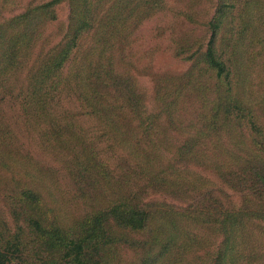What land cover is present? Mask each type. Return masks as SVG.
<instances>
[{
    "label": "trees",
    "instance_id": "trees-1",
    "mask_svg": "<svg viewBox=\"0 0 264 264\" xmlns=\"http://www.w3.org/2000/svg\"><path fill=\"white\" fill-rule=\"evenodd\" d=\"M60 1L0 19V89L7 91L17 71V29L27 47L42 21L56 20L47 7ZM63 1L65 43L25 99L47 101L65 89L93 121L92 141L72 123L48 129L58 139L63 128L74 143L84 139L69 170L86 191L84 212L63 223L44 201V183L25 186L29 173L3 186L0 264H264V101L246 90L251 64L264 69V7L257 6L264 0H212L206 42H181L174 55L187 70L158 76L150 94L126 44L127 21L139 24L153 4L124 5L116 24L110 8L99 12L111 0ZM88 35L96 37L93 47L81 51ZM39 109L45 114L47 107ZM16 140L13 127L0 121L2 175L17 166ZM97 143L120 160L115 176L97 159ZM211 187L239 192L244 205L218 198ZM148 193L201 201L178 207Z\"/></svg>",
    "mask_w": 264,
    "mask_h": 264
},
{
    "label": "rangeland",
    "instance_id": "rangeland-1",
    "mask_svg": "<svg viewBox=\"0 0 264 264\" xmlns=\"http://www.w3.org/2000/svg\"><path fill=\"white\" fill-rule=\"evenodd\" d=\"M48 1L50 0H0V19L19 15L30 7H36ZM146 2L153 5L144 7L142 15L149 16L142 18L141 24L135 23L134 20L127 21L130 34L127 39L126 53L137 69L136 75L141 87L150 94L158 76L181 74L187 70L186 62L175 59V49L185 40L191 43L206 42L208 34L204 24L211 18L213 7L212 0H111L104 4L99 12L104 15L110 8L111 15L118 24L121 22L124 5L132 8L139 3L144 6ZM155 6H158L156 11L152 10ZM257 6L263 8L264 4ZM47 8L54 10L56 20L42 21L27 47L21 43L22 36L18 34L17 29V71L12 82L7 81L10 85L6 87L7 91L0 89V121L12 126L17 136L12 147L15 152L12 156L14 160L17 159V166L12 165L14 171L10 174L0 173L2 184L0 201L4 199L6 188L2 189L3 186H13V183L18 182L25 173H29L32 179L24 178L25 186L35 187L37 181L38 186L44 183L49 190L48 193L45 189L42 192L45 203L49 209H53L58 219L68 225L84 212L83 202L86 191L80 188L82 184L79 185L69 173L74 161L81 154L82 147L79 145L84 143V139L76 138L79 142L74 143L73 138L70 137L71 133L67 130L64 132V128L61 132L62 138L58 139L51 137L49 135L51 131L48 129L50 126L59 129L57 127L65 123H72L75 125V130L79 131L78 127H81L86 131L87 134L84 136L86 141H92L95 138L91 127L93 121L82 113L84 111L76 108L78 100L64 91L65 89L60 96L54 94L47 101L37 97L25 99L37 87L39 75L42 74L46 78L44 72L47 71L51 59L60 53L65 43L68 5L62 0ZM189 15H192L199 24L195 26L192 21H187L185 17ZM95 39V36L88 35L82 42L80 41V50L90 51ZM69 65H74V62L66 65L64 74L68 73ZM251 68H253L251 70L253 74L250 79H247L249 84L246 87L247 93L258 96L257 98L263 102L264 69L257 62L251 64ZM45 92H47L46 89ZM41 105L47 107L45 113L47 117L39 116L45 115L39 112ZM70 113L73 118L68 117ZM96 148L97 159L106 167L108 173L115 176L120 160L107 151L102 143H97ZM25 157L29 158L28 162H24ZM24 164L27 165L25 169H22L21 166ZM96 188L99 190V186ZM223 191L225 192L217 191L212 187L209 190L218 198L230 201L235 207L244 205L239 192L228 188ZM145 197L149 200L172 203L178 207H186L189 203L197 206V202L201 201L199 195L175 198L148 193Z\"/></svg>",
    "mask_w": 264,
    "mask_h": 264
}]
</instances>
